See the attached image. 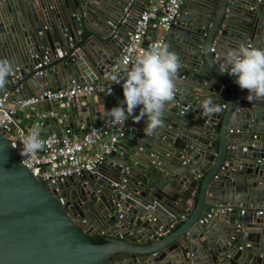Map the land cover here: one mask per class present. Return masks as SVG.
I'll use <instances>...</instances> for the list:
<instances>
[{
    "label": "water",
    "instance_id": "obj_1",
    "mask_svg": "<svg viewBox=\"0 0 264 264\" xmlns=\"http://www.w3.org/2000/svg\"><path fill=\"white\" fill-rule=\"evenodd\" d=\"M148 1L0 0V59L14 69L0 95L95 80ZM165 43L181 63L163 126L145 135L143 119H128L92 171L47 186L0 129V264H264V213L249 209L264 208V99L248 101L218 67L228 48H264V0H181ZM94 96L41 101L12 118L23 134L44 125L59 134L101 118ZM225 204L247 210L216 212Z\"/></svg>",
    "mask_w": 264,
    "mask_h": 264
},
{
    "label": "built area",
    "instance_id": "obj_2",
    "mask_svg": "<svg viewBox=\"0 0 264 264\" xmlns=\"http://www.w3.org/2000/svg\"><path fill=\"white\" fill-rule=\"evenodd\" d=\"M181 0H149L148 4L136 16L132 27L126 32V40L121 45L119 54L104 69L100 78L95 80L73 82L69 87L57 90L45 89L28 97L19 100L8 101L7 94L0 95V129L4 132L12 130L8 140L19 149L20 162L45 185H56L63 182L68 176L80 172L92 171L100 164L106 154L114 150L124 131L128 127L127 121L121 125L112 123L108 116L89 124L81 125L80 132L71 127H64L59 134L48 132L41 135L43 148L32 156L21 155L22 145L20 140L24 135L12 118L15 110H23L29 105L41 102L71 98L74 96L104 95L113 97V107L123 100V92L120 84L111 80V75L120 72L126 63H131L143 50L148 49L157 41L165 42V32L170 28L171 23L178 16ZM115 31V25L106 21ZM145 40V43H142ZM48 54H44L34 65L36 73H41L49 63ZM111 88V92L108 93ZM223 107V105H221ZM57 112L37 111V116H57ZM31 130V129H30ZM30 130H27L29 132ZM25 133V134H26ZM124 181V178H121ZM53 192H57L54 187ZM59 201L61 199L59 198ZM238 210L242 215L245 210L241 206L225 204L220 206L216 212ZM251 209V207L249 208ZM255 214H262L264 210H254ZM183 217L181 216L180 219ZM172 224L169 225V228ZM102 235V232H100ZM245 245H248L246 243Z\"/></svg>",
    "mask_w": 264,
    "mask_h": 264
},
{
    "label": "clouds",
    "instance_id": "obj_3",
    "mask_svg": "<svg viewBox=\"0 0 264 264\" xmlns=\"http://www.w3.org/2000/svg\"><path fill=\"white\" fill-rule=\"evenodd\" d=\"M219 59L222 61L218 64L219 71L234 77L239 88L247 90L248 101L264 99V48L241 43L221 52ZM180 63L165 42L157 41L141 51L131 63H126L120 72L111 75L113 83L120 84L123 92V100L106 110L111 122L123 125L130 117L135 122L143 119L145 135L162 127L168 105L174 102L178 91ZM13 71L9 61L0 59V88L6 85ZM201 107L205 115L217 110L211 100ZM137 108L139 111L135 112ZM40 133V127L36 126L22 136L21 155L32 156L43 148Z\"/></svg>",
    "mask_w": 264,
    "mask_h": 264
},
{
    "label": "crops",
    "instance_id": "obj_4",
    "mask_svg": "<svg viewBox=\"0 0 264 264\" xmlns=\"http://www.w3.org/2000/svg\"><path fill=\"white\" fill-rule=\"evenodd\" d=\"M129 26L131 27L132 24L129 23ZM102 27H103V23L100 24V28H102ZM127 31H128V30H126V32H127ZM119 42H120V43H118L117 56H118V54H119V50H120V48H121V45L123 44V39H122V37L119 38ZM98 78H100V76H99ZM98 78H96V79H98ZM94 100H97L95 106H96V109L98 110V112L100 113L101 118L106 117V116H107V115H106V110H107V109H110V108L113 107V100H114L113 97H112V96L97 95V96H94ZM37 111H44V110L37 109ZM45 111H46V110H45ZM135 111H136V110H135ZM134 114H135V113H134ZM58 116H59V117H62V113H58L57 116H54V117H58ZM129 119H132V118L130 117ZM132 120H133V119H132ZM93 122H94V121H93ZM127 122H128V120H127ZM128 123H129V122H128ZM81 125H83V124H81V123L77 124V125L75 126L74 130L77 131V132H80V126H81ZM63 128H64V126L60 125L59 130L62 131ZM41 132H42L43 134L50 132V127H49L48 125H44V126H42V127H41ZM52 132H53V131H52ZM251 209H252V210H264V208H256L255 206H254V207H251ZM251 219H252V218L249 216V218H247V222H246V223H249V221H251ZM182 220H183V219H180V221H179L178 223L175 224V227H176L180 222H182ZM241 244H243V243H241ZM248 244H249V243H248Z\"/></svg>",
    "mask_w": 264,
    "mask_h": 264
},
{
    "label": "trees",
    "instance_id": "obj_5",
    "mask_svg": "<svg viewBox=\"0 0 264 264\" xmlns=\"http://www.w3.org/2000/svg\"><path fill=\"white\" fill-rule=\"evenodd\" d=\"M90 239L93 243H103L104 242L102 235H95V236H92Z\"/></svg>",
    "mask_w": 264,
    "mask_h": 264
}]
</instances>
